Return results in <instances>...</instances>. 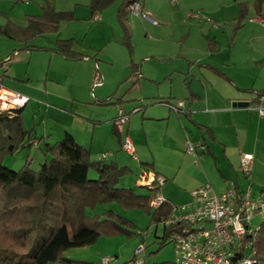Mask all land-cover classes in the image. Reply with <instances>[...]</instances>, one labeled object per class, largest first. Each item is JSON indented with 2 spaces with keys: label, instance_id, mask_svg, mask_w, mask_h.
I'll return each instance as SVG.
<instances>
[{
  "label": "crops",
  "instance_id": "0c3cea01",
  "mask_svg": "<svg viewBox=\"0 0 264 264\" xmlns=\"http://www.w3.org/2000/svg\"><path fill=\"white\" fill-rule=\"evenodd\" d=\"M18 1L27 2L29 0H4L0 2V15L5 17L3 23L10 19L15 24L23 27L27 25L29 17L40 15L41 6L43 5L42 0L39 3V12L29 14L24 10L22 14L26 20L25 24H18L9 17L14 11V3ZM88 1L67 0V7L61 8L57 7L56 0H53L55 9L73 11V19L61 23L56 32H46L51 33V42L48 45L35 42L45 33L29 41L28 45L34 47H26L22 41L0 35V60L5 59L0 67V73H3L2 82L4 83L5 77L21 82L26 80V84L22 83L24 87H20L28 94H33L36 90L39 92L44 90L45 97L48 95L49 91H46L48 73L45 74L43 88H41L39 87L42 80L40 77L34 79L32 73L28 72V68L24 70V77L23 74L13 71L10 66L9 68L5 67L6 61L10 62L17 59L23 62L27 58V63L30 64L33 53L43 51L49 53L50 62L53 59H61L67 63H86L94 66L93 76L90 74L87 79L88 83L87 80H83L84 84H87V88H89L92 80V86L88 89V93L86 92L89 97H83L78 86V77L73 74L67 77L69 94L61 96V101H57L58 95L55 92H49L56 100L54 102L57 105L53 103L46 104L48 108L45 111L43 121L47 116H50V120L56 123L57 130L55 132L52 130L53 127L51 129L43 128L40 133H37L34 127H25L22 110L26 105L21 109L24 127L32 130V145L37 146V142L41 144L44 141L53 143L59 140L63 133L67 131L77 143L90 151L91 158L94 160L102 159L105 162H115L117 165L127 166L130 173L132 172V166L129 164H134L139 168L135 185L147 189L148 193L146 195L150 194L151 188H156L155 194L160 193L164 196L165 203L169 204L171 208L173 205L189 202L191 199L190 191L204 184H209L212 190L217 193L235 185H238L239 189L242 190L247 184H250L256 193L264 191V114L261 115L257 109V106H264V98L261 99L259 105L252 106L249 104L251 95L245 90L254 89L253 86H255L257 79L262 84L260 86L263 87L264 74L260 76L259 73H255L253 76L243 68L242 70L238 69V64L235 62L230 63L232 61L224 60L221 65L205 61L204 57L206 55H211L212 52L220 49V42L207 36L206 47L200 53L203 54V57H198V55L194 57L191 53L188 54V48H178V52L181 51V53H172L175 50L165 51L164 46L155 44L151 49L153 54H158V57L155 55H152V57L155 56L160 60L170 59L173 57L172 54L177 57L186 54L192 56L186 57L185 74L180 80L182 87L180 85L178 90H173V79L179 82V77L173 76L176 69H170L166 66L151 69V73H148L150 71H146L141 62H135L132 57L131 33L128 30L131 45L129 51L121 40L122 29L117 21L115 8L114 16L120 28V43L127 52L128 60H123L125 68L116 75L114 84L120 85L127 82L129 83L127 91L134 87H137L138 90V95H134L132 98H125L126 95L123 94L118 97L116 95L118 87L112 92L109 88L107 89L105 76L100 75L96 67L100 47H104L105 42H108V39L105 40L107 34L102 30L103 26L101 25L105 17L102 14L104 10L92 14L87 6ZM163 1L165 0H143L138 3L140 11H148L150 15L159 18L161 17L159 8L166 4ZM1 4L8 6V9H5ZM251 10L254 11V9ZM237 11L234 23L239 15V6ZM94 15H98V18L95 19ZM130 16L138 19L143 18L140 13L136 14L129 8L125 23L128 19H131ZM258 16L259 20L252 19L250 22L259 25L258 21L264 23V16ZM146 21L156 25L149 20ZM3 23L0 22V24ZM244 25L245 22L243 21L242 27ZM154 27L156 26L145 27L146 34H148V31L154 32ZM238 29L233 32L232 28V33L228 37V44L234 40ZM152 35V40L156 42L164 38L155 32ZM186 36H182L180 41L187 42L188 36ZM57 37L72 38L74 41L73 49L87 57L68 59L55 51L44 49V47H52ZM94 39H99L103 44L100 47H94ZM260 54L257 51L256 56ZM254 58H256L254 62L259 64V58ZM151 61L153 60L150 59L147 62L150 63ZM134 69L141 75L133 74ZM96 72L99 74V79L96 78ZM162 83L169 85L165 92L153 88ZM176 98L184 101V105L179 112H174L165 105V103L173 104ZM237 102H247V105H232ZM126 103L132 104L130 110L124 108ZM109 106H114L115 109L108 111L107 115L96 112L99 111V107ZM139 106H142V109L133 112L135 115L130 113L120 129L114 125L112 119L117 115L119 109L128 113ZM124 135H128L132 140L134 156L126 153L121 147ZM53 136L59 139L51 141ZM39 138L41 139L38 140ZM188 140L203 142L206 149L204 151L196 150L195 154L189 153L185 148ZM244 151L253 154L248 177L242 174L239 167V156ZM103 152H106L105 157L101 155ZM92 154L95 155V158L92 157ZM128 156L132 159L130 162L127 161L126 157ZM146 163L151 164V166L145 165ZM142 172L162 176L164 178L162 185L159 188L155 185L145 186L140 178ZM136 194L142 195L140 193ZM160 223L162 224V222ZM154 233L157 235L156 231Z\"/></svg>",
  "mask_w": 264,
  "mask_h": 264
},
{
  "label": "trees",
  "instance_id": "16d2710c",
  "mask_svg": "<svg viewBox=\"0 0 264 264\" xmlns=\"http://www.w3.org/2000/svg\"><path fill=\"white\" fill-rule=\"evenodd\" d=\"M142 1L89 0L87 6L94 14L117 4L116 18L122 29L121 40L130 51L126 14L133 2ZM42 2L40 15L29 17L27 25L23 27L7 19L0 24V35L22 41L26 47H34L28 45L34 37L56 32L61 23L73 19V11L55 9L53 0ZM238 6L239 15L233 25V32L242 26L250 7L247 1L238 2ZM252 7L256 14L264 16V0L254 1ZM73 43L72 38L57 37L52 47L44 49L55 51L68 59L87 57L75 51ZM4 61L0 60V67ZM134 73L141 75L135 69ZM96 78H100L98 72ZM2 79L3 73H0L1 83ZM245 90L251 95L249 104L252 106L259 105L264 98V86ZM22 108L0 112V264H90L66 257L64 252L69 248L94 245L100 237L137 235L132 229V220L110 209L92 215L87 213V208L93 209L99 204L119 201L124 205L141 207L156 224L167 219L172 209L169 204L164 201L156 208L149 205L156 188H151L148 195H139L131 188L118 187L119 179L129 174L130 169L115 162L92 159L90 151L77 143L67 131L53 143L37 142L43 156V162L37 169L31 168L29 159L17 170L4 166L7 155L32 145V130L23 125ZM141 109L142 106L135 107L126 114ZM145 165L151 166L148 163ZM90 169L97 173L95 179L88 178ZM234 187L238 193L241 191L238 185ZM261 220L257 235L247 251L255 259L252 264H264V217ZM179 225L180 222L162 225L159 239L161 246L170 242L169 236L178 230ZM142 247L144 250L145 246ZM135 258L136 255L122 264H131ZM240 258L241 254L238 253L232 258V264H238ZM153 264L176 263L163 261Z\"/></svg>",
  "mask_w": 264,
  "mask_h": 264
},
{
  "label": "rangeland",
  "instance_id": "374dc122",
  "mask_svg": "<svg viewBox=\"0 0 264 264\" xmlns=\"http://www.w3.org/2000/svg\"><path fill=\"white\" fill-rule=\"evenodd\" d=\"M3 1L4 0H0V2ZM66 1L67 0H56V6L61 8L67 7L68 2ZM243 1L250 3L247 18L244 19L245 25L243 27L240 26L242 28L238 29L234 40L228 44V37L232 33L235 21L234 18L238 12L237 3ZM254 1L256 0H165L163 2H166V4H163V7L159 8V11H161V17L158 18L150 15L151 18L154 19L156 25H152L140 16L141 19L130 16L129 18L131 19L126 21V25L131 33V42L133 45L132 57L135 62H141L143 65L142 67L146 71L166 66L170 67V69H176L173 76H178L179 82L176 81V79H173L172 88L173 90H178L182 84L180 80L185 74V64H187L186 57H196V55H198V57H203V54L200 53H202L206 47L207 36L218 40L220 42V49L212 52L211 55H206L205 57H209H204L205 61L216 63L217 65H221L224 60L232 61L230 63L235 62L238 64V69L242 70L243 68L249 74H253V76L255 73H259L260 76H262V74H264V23L258 21L260 23L259 25L250 22L252 19L257 20L259 17L253 10H251L253 9L252 3ZM39 3H41L40 0H29L27 2L18 1L14 3V11L9 17L14 19L18 24L23 25L26 20L22 12L25 10L29 14L36 13V11L38 13V8H40ZM116 6L117 4H113L102 12L105 17L102 20L101 25L103 26L102 30L107 34L105 40L108 39V42H105L104 47H100L103 43L100 42L99 39L93 40L94 47L99 46L101 48L98 54L99 60L97 61L96 67L99 74L105 76L107 89L109 88L112 92L118 87L116 90V95L118 97L123 94L126 95L124 96L125 98H132L134 95H138L137 87L127 91L126 89L129 87V83L124 82L120 85L117 83L114 84L115 78L117 77L116 75L125 68L123 60H128L127 52L120 43V28L114 16ZM3 7L8 9V6ZM4 21L5 17L0 15V22L3 23ZM151 26H156L153 28L154 32L164 38L158 42L153 41L152 37L154 34L152 35V33L154 32L148 31V34L145 32V27L151 28ZM184 35L188 36L187 42L180 41V38ZM35 42L43 45L50 44L51 33H45L44 36L39 37ZM155 44L158 46H164L165 51L175 50V52L172 53H181V51L178 52V48H188V54L191 53L192 56L186 54L177 57L172 54V58L160 60L157 58L158 54H153L151 49ZM257 51L258 53H261L259 56H256ZM152 55L157 57H152ZM254 57L259 58V64L254 62V59L256 60ZM150 59L153 61L150 63L147 62ZM5 64V67L9 68L10 66L13 71L21 73L23 76L25 75V68H28V72L30 74L32 73L34 79L39 77L42 79L39 86L41 88H43V79L46 77L45 74L48 73L46 91L55 92L58 95V98H56L57 101H61V96L69 94L68 75H76L78 77L77 81L81 94L83 97H89L86 92L88 93V89L92 86V80L89 88H87V84H84L85 82L83 80H87L90 74L93 76L94 66L92 65H87L86 63H67L61 59H53L50 62L49 53L43 51L34 52L30 64L27 63V58H25L23 62L22 60L13 59L10 62L6 61ZM181 71L183 72L180 73ZM148 73H151V71ZM22 83L26 84V80H22L21 82L19 80L5 77L3 85L30 98L29 102L22 110L25 127H34L37 133H40L43 128L51 129L53 127L52 130L55 132L57 130L56 123L50 120V116H47L44 121L43 117L48 108L46 107V104L53 103L54 105H57L56 102H54L56 100L49 94V92L45 97L44 90H41V92L36 90L33 94H28L24 89H21V87H24ZM260 85L262 84H260V81L257 79L253 88L257 89L261 87ZM168 86V84L162 83L158 85V87L153 88H158L160 91L165 92ZM177 100L179 99H174L173 104H175ZM130 103L124 104L126 110L131 109L132 104ZM114 109V106L99 107V111L96 112L107 115L108 111ZM133 115L135 114L133 113ZM56 139L59 138L53 136L51 141H55ZM92 157L95 158V155L92 154ZM126 158L129 162L132 160L129 156ZM27 159L30 160L31 168L34 170L43 162V156L37 146L31 145L20 151H16L13 154L7 155L4 158L3 165L12 170H17ZM107 159L109 160V158ZM129 165L132 166V172L128 175L122 176L119 179L117 186L123 188L129 187L136 193L146 195L148 193L147 189L135 185V178L139 175V168L134 164ZM96 177L97 173L90 169L88 171V178L95 179ZM252 191L256 193L255 190L252 189ZM176 205L180 206L181 204ZM107 209L132 220L134 225V228L132 227V229L137 235L125 236L122 234L113 237H100L94 245L67 249L64 252L66 257H70L74 260H83L90 264H101L100 259L102 256L113 258V260L107 264H122L124 262L127 263L135 255L136 257H143V264H153L163 261L169 263L175 262L173 243L166 242L162 246L159 243L163 229L162 224H156L155 221L152 220V216L148 215L144 209L138 206L124 205L119 201H113L99 204L93 209L87 208L86 211L88 214L92 215L94 213H101ZM261 221L262 220L259 217L255 216L252 220V224H260ZM154 231H156L157 235H155ZM141 238H143V244ZM142 245L145 246V249L135 254L137 249L142 247ZM160 246L161 248L157 250ZM47 264L60 263L48 262ZM131 264H135L134 261Z\"/></svg>",
  "mask_w": 264,
  "mask_h": 264
},
{
  "label": "built area",
  "instance_id": "2783aa9c",
  "mask_svg": "<svg viewBox=\"0 0 264 264\" xmlns=\"http://www.w3.org/2000/svg\"><path fill=\"white\" fill-rule=\"evenodd\" d=\"M27 1V0H24ZM134 13L155 23L148 11H140L138 2L130 6ZM197 17V16H196ZM97 19L98 15H94ZM263 99V98H262ZM29 101L26 95L9 89L0 82V112L10 111L24 107ZM174 112H179L183 100H177L175 104L165 103ZM258 112L264 114V106H257ZM128 115L118 110L113 119L114 125L120 129ZM122 149L134 156V146L128 135L123 136ZM186 151L196 153L206 148L203 142H186ZM106 153H102L105 157ZM253 154L241 152L239 167L244 176L249 175ZM141 182L148 187L161 186L164 178L142 172ZM191 199L185 204L173 205L171 212L162 225L178 223V230L173 232L168 240L173 243L176 264H232V258L238 253L241 258L238 264H252L255 259L247 254L252 246L259 224H252L253 218L264 217V192L254 193L251 185L247 184L239 193L235 187H229L223 192H214L209 184H204L190 191ZM165 201L160 193L155 194L150 200L151 208H156ZM143 251V247L136 253ZM113 259L108 256L101 258L102 264L110 263ZM135 264H143V257H136ZM113 264V263H112Z\"/></svg>",
  "mask_w": 264,
  "mask_h": 264
},
{
  "label": "water",
  "instance_id": "95a60500",
  "mask_svg": "<svg viewBox=\"0 0 264 264\" xmlns=\"http://www.w3.org/2000/svg\"><path fill=\"white\" fill-rule=\"evenodd\" d=\"M232 105L242 106V105H247V102H237V103H233Z\"/></svg>",
  "mask_w": 264,
  "mask_h": 264
}]
</instances>
